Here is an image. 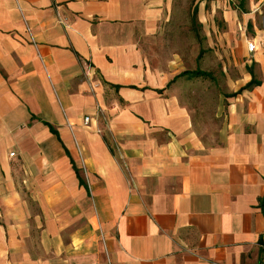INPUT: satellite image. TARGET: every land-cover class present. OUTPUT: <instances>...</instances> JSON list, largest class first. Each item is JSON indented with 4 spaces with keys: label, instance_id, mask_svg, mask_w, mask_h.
<instances>
[{
    "label": "crops",
    "instance_id": "crops-1",
    "mask_svg": "<svg viewBox=\"0 0 264 264\" xmlns=\"http://www.w3.org/2000/svg\"><path fill=\"white\" fill-rule=\"evenodd\" d=\"M172 12L0 0V264H264L263 18L199 16L232 55L214 79Z\"/></svg>",
    "mask_w": 264,
    "mask_h": 264
},
{
    "label": "rangeland",
    "instance_id": "rangeland-1",
    "mask_svg": "<svg viewBox=\"0 0 264 264\" xmlns=\"http://www.w3.org/2000/svg\"><path fill=\"white\" fill-rule=\"evenodd\" d=\"M220 1L222 4L219 5ZM226 10L241 11V15L245 16H262V29L264 30V2L256 6L251 0H173V20L168 27L170 32L168 34L176 44L177 53L183 56L184 67L187 70L195 69L197 66V69L199 67L209 71L214 79L221 76L228 78L234 72L230 67L231 53H223L222 47H220L221 43H218L219 47L215 45L214 36L211 35L207 39L208 41L204 42H201L200 39L202 27L198 21L199 16H222ZM215 21L218 22L216 19ZM247 32L249 33L250 29ZM260 45L264 47V40L260 42ZM202 50H204L202 60L198 61ZM195 81L196 79H193L194 83H196ZM206 82L210 94L223 89L222 85L216 84V80L208 79ZM198 88L196 85L192 89L185 86L183 91L197 92ZM224 88L226 90L227 86ZM199 103L201 102L199 101ZM202 105L209 112V117L206 120L209 123L215 122L212 114L216 109V102L205 100Z\"/></svg>",
    "mask_w": 264,
    "mask_h": 264
},
{
    "label": "built area",
    "instance_id": "built-area-1",
    "mask_svg": "<svg viewBox=\"0 0 264 264\" xmlns=\"http://www.w3.org/2000/svg\"><path fill=\"white\" fill-rule=\"evenodd\" d=\"M248 48L251 52H253L256 49V45L254 42H249L248 44ZM90 122V118L86 117L85 118V123L88 124ZM15 154L13 153L12 156H14Z\"/></svg>",
    "mask_w": 264,
    "mask_h": 264
},
{
    "label": "trees",
    "instance_id": "trees-1",
    "mask_svg": "<svg viewBox=\"0 0 264 264\" xmlns=\"http://www.w3.org/2000/svg\"><path fill=\"white\" fill-rule=\"evenodd\" d=\"M186 73H188V72H186Z\"/></svg>",
    "mask_w": 264,
    "mask_h": 264
}]
</instances>
